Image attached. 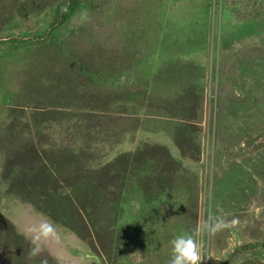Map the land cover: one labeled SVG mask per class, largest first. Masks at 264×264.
<instances>
[{
	"label": "rangeland",
	"instance_id": "374dc122",
	"mask_svg": "<svg viewBox=\"0 0 264 264\" xmlns=\"http://www.w3.org/2000/svg\"><path fill=\"white\" fill-rule=\"evenodd\" d=\"M65 1L0 0V264H168L198 228L203 264H264V0H80L8 39Z\"/></svg>",
	"mask_w": 264,
	"mask_h": 264
},
{
	"label": "clouds",
	"instance_id": "9594fccd",
	"mask_svg": "<svg viewBox=\"0 0 264 264\" xmlns=\"http://www.w3.org/2000/svg\"><path fill=\"white\" fill-rule=\"evenodd\" d=\"M212 227L218 228L219 224L213 223ZM53 233V228L50 224H41L39 226V235L47 239ZM201 234V230H196V235H177L171 241V255L168 264H203V242L196 237ZM31 255H38L39 247H33Z\"/></svg>",
	"mask_w": 264,
	"mask_h": 264
},
{
	"label": "trees",
	"instance_id": "16d2710c",
	"mask_svg": "<svg viewBox=\"0 0 264 264\" xmlns=\"http://www.w3.org/2000/svg\"><path fill=\"white\" fill-rule=\"evenodd\" d=\"M80 5V0H67L64 3L60 4L55 12V16L53 21L51 22L48 30L45 32L43 36H26V37H9V40H18L16 42H20V44L24 45L25 43H34V44H42L49 39L53 38V33L62 25H64L70 15L76 10V8ZM150 225H152L150 223ZM143 227V226H142ZM139 232H142L139 229ZM146 235V232L144 233ZM256 259H248L241 264H256Z\"/></svg>",
	"mask_w": 264,
	"mask_h": 264
}]
</instances>
